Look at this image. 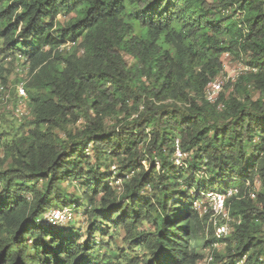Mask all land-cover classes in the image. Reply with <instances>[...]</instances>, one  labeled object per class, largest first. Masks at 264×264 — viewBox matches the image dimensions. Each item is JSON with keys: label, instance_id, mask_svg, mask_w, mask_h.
Instances as JSON below:
<instances>
[{"label": "trees", "instance_id": "16d2710c", "mask_svg": "<svg viewBox=\"0 0 264 264\" xmlns=\"http://www.w3.org/2000/svg\"><path fill=\"white\" fill-rule=\"evenodd\" d=\"M224 53L247 70L209 102ZM7 57L28 66L29 111L1 151L0 264H195L193 202L231 188L229 235L200 246L264 264V0H0ZM79 205L84 234L43 221ZM110 226L141 256L105 245Z\"/></svg>", "mask_w": 264, "mask_h": 264}, {"label": "rangeland", "instance_id": "374dc122", "mask_svg": "<svg viewBox=\"0 0 264 264\" xmlns=\"http://www.w3.org/2000/svg\"><path fill=\"white\" fill-rule=\"evenodd\" d=\"M70 17L69 14L59 15L57 17L60 21H66ZM64 49H69V47H65ZM22 59H16L13 57H7L4 59H0V158L2 157L1 151L3 146L8 143L13 136L19 131L18 127L20 123L24 120V116L28 114V107L25 102V98H20L18 96L17 84L18 82L23 81L26 82L28 76V66L22 65ZM222 63L223 70L219 75L221 80L223 81V89L228 86V90L232 89V83L239 77L240 69H244L247 65L245 64L243 59H237L228 53H224L222 55ZM234 76V78H232ZM229 77V78H228ZM4 80V83L2 82ZM231 79V80H230ZM26 92V90H25ZM256 93L253 94V97H256ZM82 120L77 122V125H80ZM143 165L147 168V162L143 161ZM114 167H111V171H114ZM64 186L67 189V192L72 194H78V190L74 184H66ZM259 188V182L256 180L254 182L253 190H249L250 194L257 191ZM208 205V204H207ZM67 208V207H62ZM69 208V207H68ZM53 209H59L58 207ZM199 216L203 218L206 216L205 220H201V228L198 229V239L197 243L199 246L196 248V253L198 258L195 264H209L211 260L209 257L212 256L211 251L212 248L215 250H219L220 252L224 251L225 243L223 241H214L212 244H207L205 246H200L202 241L209 237L210 232L215 235V228L211 223L210 216L211 214H204V212H200ZM229 227L231 229L230 221H228ZM88 226L87 217L85 215V207L83 205H79L74 209L69 208V217L62 223L56 225V228H60L64 231H69L72 229H76L77 232L84 234L86 228ZM144 228H150L152 225L148 222L144 223ZM107 235L104 238V244L108 245V247L112 248L116 255L121 257V254H126L128 256H141L142 251L136 247L134 250L128 248L127 243L123 240L124 231L122 229H115L113 226L108 228H104ZM217 238V237H216ZM84 239V238H83ZM106 248H103L102 251H106ZM122 264H127L128 262L124 258L119 259ZM243 259L237 261L236 264H242Z\"/></svg>", "mask_w": 264, "mask_h": 264}, {"label": "built area", "instance_id": "2783aa9c", "mask_svg": "<svg viewBox=\"0 0 264 264\" xmlns=\"http://www.w3.org/2000/svg\"><path fill=\"white\" fill-rule=\"evenodd\" d=\"M72 44L73 42H67L65 45H62L60 49H62L63 47H69ZM246 70L247 66L244 67V69H240V73H243ZM221 73L222 71L219 73V75ZM219 75L209 82L205 90V98L209 102H214L217 99L219 93L223 90V81L221 80ZM232 78H234V76ZM24 84L25 83L23 81L18 82L17 84L18 96L22 99H26ZM186 155L187 154L185 152L180 150L178 139H176L175 150L173 154L174 163L178 166H181ZM234 192H237V190L232 188L228 189L226 192H220L218 190H208L206 192H200V197L196 198L193 202V205L198 211V214H201L200 212L202 211L204 212V214H211L210 220L215 228V235L219 239L226 238L230 233V227L228 224V221H230V217L225 202L226 199L231 196ZM250 195L254 197V193H251ZM68 217V207L50 209L44 215L43 221L52 225H57L67 220ZM209 260H212V256L209 257Z\"/></svg>", "mask_w": 264, "mask_h": 264}]
</instances>
